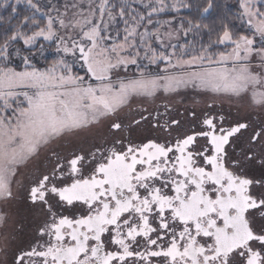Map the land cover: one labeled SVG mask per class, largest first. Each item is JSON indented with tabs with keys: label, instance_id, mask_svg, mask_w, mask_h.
<instances>
[{
	"label": "snow or ice",
	"instance_id": "snow-or-ice-1",
	"mask_svg": "<svg viewBox=\"0 0 264 264\" xmlns=\"http://www.w3.org/2000/svg\"><path fill=\"white\" fill-rule=\"evenodd\" d=\"M21 2L0 0V264H264V0L218 24L219 0Z\"/></svg>",
	"mask_w": 264,
	"mask_h": 264
},
{
	"label": "trees",
	"instance_id": "trees-1",
	"mask_svg": "<svg viewBox=\"0 0 264 264\" xmlns=\"http://www.w3.org/2000/svg\"><path fill=\"white\" fill-rule=\"evenodd\" d=\"M219 3L221 5V8L219 10L217 9H214L212 14L204 21H202L203 23H208V24H212L213 22L215 23H219L220 20H219V16L220 15H223L225 12H227V14L229 16H231V12L228 11V8L231 6V5H234L236 3V0H219ZM232 11H235V9H232ZM18 12L20 13L21 15V18L24 16V15H28L30 14V10L27 9V7L25 6H18ZM7 12H5L4 10H0V15H3L5 16V18L7 17ZM183 15L187 16L188 13H182ZM162 19H167L169 18L168 16H162L161 17ZM20 23V20L18 19H14L11 21V24L13 25H16V24H19ZM0 25H2L3 27H7L8 24L5 21H0ZM120 28L123 27V24L121 23L119 25ZM0 31H2V28H0ZM45 43V47H46V51H50V52H54L55 51V45L54 44H49L47 42H44ZM55 57H52V56H49V57H46V59L44 58H40L38 57V60H39V63L37 64L38 67H43L45 64H51L53 62ZM17 70H20V69H17Z\"/></svg>",
	"mask_w": 264,
	"mask_h": 264
},
{
	"label": "rangeland",
	"instance_id": "rangeland-1",
	"mask_svg": "<svg viewBox=\"0 0 264 264\" xmlns=\"http://www.w3.org/2000/svg\"><path fill=\"white\" fill-rule=\"evenodd\" d=\"M49 0H41V4L43 6V4H46L48 3ZM61 3L64 2V0H60ZM79 2V0H78ZM82 2L87 5L88 3L92 2V0H82ZM113 2H117V0H113ZM148 0H143V3H147ZM135 3L137 5L141 4L142 3V0H135ZM18 6H25L26 7V3L24 2V0H22V2L18 5ZM55 51L54 52H50V51H46L45 55L46 57H49V56H52V57H55L54 55ZM23 97L20 98V100L17 101V103H20L22 101ZM224 106H227V104H225ZM0 207H3L2 205H0ZM10 211H11V214L13 216L14 219H17L18 218V212H19V205L18 204H12L10 206Z\"/></svg>",
	"mask_w": 264,
	"mask_h": 264
},
{
	"label": "flooded vegetation",
	"instance_id": "flooded-vegetation-1",
	"mask_svg": "<svg viewBox=\"0 0 264 264\" xmlns=\"http://www.w3.org/2000/svg\"><path fill=\"white\" fill-rule=\"evenodd\" d=\"M228 106H224L225 110H227ZM18 218H25L26 222L28 223L29 227L26 229V233L24 235V237H22V239L27 240L30 238L29 233H30V227H31V221H32V217L29 215L28 210L22 206L19 205V212H18Z\"/></svg>",
	"mask_w": 264,
	"mask_h": 264
}]
</instances>
